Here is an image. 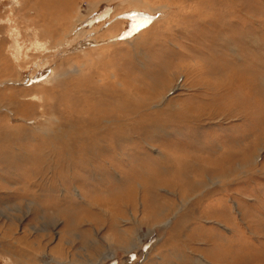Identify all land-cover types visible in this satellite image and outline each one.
Masks as SVG:
<instances>
[{"label":"rangeland","instance_id":"obj_1","mask_svg":"<svg viewBox=\"0 0 264 264\" xmlns=\"http://www.w3.org/2000/svg\"><path fill=\"white\" fill-rule=\"evenodd\" d=\"M0 264H264V0H0Z\"/></svg>","mask_w":264,"mask_h":264}]
</instances>
